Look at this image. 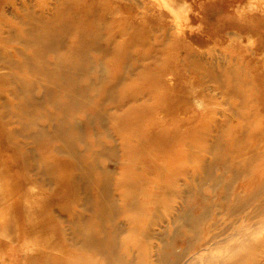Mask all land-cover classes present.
<instances>
[{"label":"rangeland","instance_id":"obj_1","mask_svg":"<svg viewBox=\"0 0 264 264\" xmlns=\"http://www.w3.org/2000/svg\"><path fill=\"white\" fill-rule=\"evenodd\" d=\"M40 1L43 2L42 7L39 6ZM58 1L63 2L64 0H0L1 31L6 26L13 29L23 26L25 14H31L34 18L38 11L48 15L59 4ZM75 1L78 4L76 8L92 18L90 23L83 24L84 29H89L97 22L101 34H106L108 25L124 28L123 31L118 32L110 39V43L124 45L133 58L129 60L130 66L124 70V68L110 63L114 55L110 48L111 45H109L107 53L101 58L103 60L101 64L94 60L99 56L96 50L87 49L84 55L89 59L88 64H86L92 68L91 74L94 82L104 83L109 76L121 74L120 80L116 84V90L118 89L119 92L127 77L134 78L142 71V62L153 61L158 66H162L159 72L162 75L164 86L160 90L165 91L171 88L177 94L185 95L186 107L178 110L177 116H188V124L193 125L197 123L196 116L210 110L209 129L219 126L222 131L230 127L236 119L238 112L236 109H241L239 106L232 107L230 99L223 96L220 91V82L225 71L232 70L236 78H241V74L245 75V72H248L254 77L252 79L254 80V88L252 87L251 91L258 88L260 90L258 98H264V0ZM67 4L61 7L62 19L69 18L71 10ZM26 23L35 24L36 20ZM72 39L74 36L69 33L65 39V50ZM57 48L56 54L53 56L46 54V58L58 62L60 68H64L67 66L66 61L63 59L56 60L57 57L64 58L63 46L60 45ZM141 55L146 60L138 62L136 58L141 57ZM238 66H241L240 73L235 70ZM54 68L52 64L48 72L54 74ZM4 71L6 70L0 68V74H3ZM30 78L39 79L36 81L35 95L41 93L45 94L47 98L61 97L60 101L57 100L52 104L54 106L37 105L34 111L40 115L45 112H50L53 115L62 114L61 116L68 120L69 117L65 115L64 110L65 98L69 92L68 77L65 74L55 77L51 83V90L42 85V75H31ZM83 81V78H79L73 91H76ZM11 85L16 86L13 82ZM95 90L98 91V95H101L100 89L96 88ZM251 91L249 93H252ZM95 96L97 97V95ZM138 97H142V95ZM143 97L148 99L149 93H144ZM257 100L254 97V99L250 98L245 102H249L248 107L252 109L253 113L264 115V110L260 106L262 102L259 100L257 102ZM94 101L95 99H91L87 105L92 107ZM9 102V96L0 91V105L4 104L3 106L6 105V107L9 106L10 109L15 110ZM119 103L120 100L113 91L107 102L103 106L101 105V110L91 108L92 110L89 109L85 117L80 111L76 112L70 120L72 128H67V132L65 131L64 141H58L65 151L59 148L51 152L50 155L37 144V138L15 134L16 145L11 146L9 150L6 149L0 155V241L6 244L11 240L14 241L24 253L34 255L39 251L40 246L21 245L20 239H17L20 236H17L14 228L7 225L9 223L7 212H11L16 216H21L22 219L42 220L48 218L49 221H54L64 231L62 238L67 240L68 244L73 245L76 249L80 248L78 250L91 254L93 257H100L93 251L92 247L83 248V242L90 245L91 242H97L96 239L86 238L85 235L79 233L70 239L68 238L70 235L68 236L67 233L73 228V220L78 217L88 219L91 216L93 207L97 205V199L102 194L101 190L96 187L101 183V176L107 175V180L111 184L110 197L114 199L117 205L122 204V197L116 190V180L120 176L125 177L129 173L131 174V172L121 171L116 163L121 158L124 149L121 144L128 138L127 133L118 131L111 121V116L116 113L114 106ZM164 114V111L156 110L153 117L161 120L164 118ZM47 120L46 114L38 118L36 122L43 124ZM55 122L56 120H52V123ZM221 123L223 127L220 125ZM88 124H91L92 127L88 128ZM13 126L18 127V124ZM57 133L59 131L55 129L54 134ZM211 133L213 135L215 131L212 130ZM223 135L224 133L222 134V141H224ZM80 136L81 139H76ZM213 137H209L205 143L210 144ZM25 139L26 144L24 145ZM71 139L75 140L84 157L89 155L86 157V162L90 165L89 187L75 189V195L65 191L63 185H66L65 178L72 171L68 163L64 161H71L72 159L71 155L66 153L72 147L67 144ZM18 141L23 144L19 149ZM255 142L251 140V142L248 141L249 144L241 143L252 146L258 145ZM99 148L106 149V151L104 154L95 157L92 153ZM21 150H24L27 153L24 154L29 156L24 162L13 159L18 153H23ZM73 150L75 152L74 148ZM214 151L215 147H212L211 151L201 150L199 153L189 156L188 161L186 158L187 163L192 160L194 169L189 170L187 176L175 177L167 183L171 194L161 201L164 203L157 204L158 207L155 211L142 205L139 206L137 210L142 214L138 218V225L140 228L148 229L147 236L130 234L126 215L120 213L114 220V225L118 230L117 237L108 236L109 238L106 237L105 239L115 240L118 243L127 239L129 240L127 245L129 248L128 258L135 262L138 261L140 264H158L159 255H165L164 258L169 257L170 259L166 249L170 245V239L175 235V241H177L170 245L172 257L174 255L175 259L170 264H205L204 259L207 258L208 260L209 256L214 254L212 250L224 243L204 244L202 248L199 243H202L203 240L201 235H205L203 232L206 230L203 227L205 223L213 224L212 228H214L218 227L222 218L226 220L228 224L223 233L224 238L222 236L223 239L227 238L225 243H232L234 238L241 239L240 237H245L247 233L251 232L252 237L264 236V225L262 224L264 213L263 216L261 214L264 211V204H262L264 183L258 186L255 196L252 197L249 205H246L245 211L246 213L253 212L254 215L259 214L255 217L258 220L257 226L251 231L248 226H244L240 233H237L239 232L236 231L237 228L229 224L234 225V219L241 217V215L229 213L231 210L233 211L234 207L247 203L250 197L247 196V190L240 191L238 189L242 173L230 168V162H226L227 167L223 170L219 169L216 164L211 165L210 168L207 167L208 165L203 167V165L217 159ZM197 155L205 161L201 165ZM105 165H108V168ZM144 168V166H138L134 169L135 176H137L135 178L139 179L142 176V183L146 184L142 189L147 191L151 189L150 192L157 190L156 187L163 183L162 168L155 170V176L151 171H145ZM207 169H209L210 174H207ZM213 177L218 178V180L222 179V182L217 183ZM150 181L153 182L152 185L149 184ZM227 181H230L229 185L226 183ZM192 191L202 192L199 203L197 201L192 202L188 199V195L184 197L186 193ZM221 194H227V198L219 200L218 197ZM147 198L156 199L152 195ZM129 202L128 200L127 203ZM196 206H199L200 210L206 208L209 216H206L207 222L202 221L192 225L189 231L187 221L191 220L194 212H196L193 210ZM227 209L230 211L227 212ZM259 222H261L260 225ZM104 225L110 226L111 221H105ZM21 231L22 229L19 230L18 235ZM231 232L232 234H229ZM62 238H60L61 241ZM136 249L146 252V262L144 261L145 256L138 258L139 254ZM6 251L5 248L4 252ZM255 255L251 254L252 258L255 259V264H264V248L257 256ZM216 260H220L219 254L212 257L210 261L216 262Z\"/></svg>","mask_w":264,"mask_h":264},{"label":"bare ground","instance_id":"obj_2","mask_svg":"<svg viewBox=\"0 0 264 264\" xmlns=\"http://www.w3.org/2000/svg\"><path fill=\"white\" fill-rule=\"evenodd\" d=\"M58 2L59 4L53 9V12H49L48 15H44L39 11L36 13L35 18L31 14H25L23 26L16 29L6 26L3 31L0 29V68L6 70L3 74H0V91L5 92L9 96V103L15 108V110H12L9 106L0 105V155L6 149L9 150L11 146L16 145L15 134L37 138V144L50 155L52 154L51 152L59 148L64 150L58 141H64L65 131L67 132V128H72L71 117L78 111L85 117L91 108L101 110V105L103 106L110 98L112 92L115 91L120 103L114 106L116 113L111 116V121L115 124L118 131L126 132L128 137L121 144L124 149L121 158L116 163L121 171L131 172V174L129 173L125 177L120 176L116 180V190L122 197V204L120 205H117L114 199L110 197L111 184L107 180V175L101 176V183L96 187L101 190L102 194L98 197L97 205L93 207L91 216L88 219L78 217L73 220V228L67 233L68 236L70 235L68 237L70 239L74 238L78 233L85 235L86 238L96 239L97 242H91L90 245L83 242V248L92 247L93 251L100 257H93L91 254L78 250L80 248L76 249L73 245L68 244L67 240L62 238L64 231L54 221H49L48 218L42 220L35 218L22 219L21 216L7 212V220H9L7 225L14 228L17 236H20L17 239H20L21 245L40 247L38 253L32 255L24 253L21 247L12 240L8 244L0 241V254H2L0 264H140V262H135L127 256L129 240L126 239L124 242L118 243L115 240L105 239L108 236L115 238L118 235L117 227L114 225L116 216L120 213H125V218L130 226L128 228L130 234L147 236L149 233L148 229L140 228L138 225V218L142 214L137 210L139 206L142 205L155 211L158 207L157 204L164 203L161 201L171 194L167 183L175 177L187 176L188 171L194 169L192 160L187 163L186 158L188 161L189 156L197 154L201 150L211 151L212 147H215L214 152L217 155V159L214 162L203 165V167L208 165L207 167L210 168L211 165L216 164L219 169L223 170L227 167L226 162H230V168L242 173L238 189L240 191L247 190V196L250 197L247 203L234 207L233 211L227 209V212L230 211L229 214L241 215V217L234 219V225H229L235 226L237 228L236 231H239L237 233H240L244 226H248L250 231L252 228L255 229L258 223L255 217L259 214L254 215L253 212H245L247 209L246 205H249L252 197L255 196L258 186L264 183V115L253 113L252 109L248 107L249 102H245L255 97L262 102L260 106L264 110V98H261L262 100L258 98L260 90L257 88L253 89L255 91H251V88H254V80H252L254 77L249 75L248 72H245V75L241 74V78H236L232 70L224 72L220 82V91L223 96L230 99L232 107H241V109H236L238 111L237 117L225 131L220 130L219 126L209 129L210 110L200 113L196 116L197 123L189 125L188 116H177V111L186 107L187 100L184 97L185 95L177 94L171 88L165 91L160 90L164 86L162 75L159 72L162 66H158L153 61L142 62V60H146L142 56L143 53L141 57L136 58L138 62H142V71L134 78L127 77L124 86L119 92L117 91L118 89L116 90V84L120 80L121 74L109 76L104 83L94 82L91 74L92 68L87 65L89 59L84 55L87 49L96 50L99 56H95L97 58H94V60L101 64L103 61L101 58L107 53V49L111 45L112 47L110 48L114 55L110 63L114 66H120L124 70L130 66L129 60L133 58H131L127 48L122 44L110 43V39L118 32L123 31L124 28H115L108 25L106 34H101L97 22V24L86 30L83 28V24L92 21L90 15L79 11L76 8L78 4L75 0ZM42 3L40 1V7H42ZM65 4L71 11L69 18L62 19L61 7ZM34 20H36L35 24L26 23ZM69 33L73 34L74 39L69 41L65 50V39ZM60 45L63 46L64 58L57 57L56 60L63 59L66 61L67 66L65 65L66 67L64 68H60L58 62L46 58V54H50V56L56 54L58 52L57 47ZM52 64L55 67L54 74L48 72ZM240 67L238 66L235 69L236 72L240 73ZM37 74L42 75V85L45 88L47 87L48 90L52 89L51 83L55 77L63 74L68 77L69 92L65 98L66 102L64 105L65 115L69 117L68 120H65L61 116L62 114L56 113L53 115L50 112H45L43 115L47 114L48 120L43 124L36 122L38 118L43 117V115L34 111L37 105L50 107L61 99L60 96L47 98L45 94L41 93L35 95V85L39 79H32L30 76ZM79 78H83L84 81L79 84L76 91H73ZM12 82L16 86H12ZM96 88L100 89L101 95H98ZM249 91L252 93H249ZM146 92L149 93L148 99L143 97ZM139 95H142V97H138ZM91 99H95L92 107L87 105ZM156 110L164 111L165 116L163 119L158 120L153 117V113ZM103 112L105 111L103 110ZM52 120H56V122L52 123ZM14 124H18V127H14ZM220 125L223 127L222 123ZM87 126L88 128L92 127L91 124ZM55 129H58L59 133L54 134ZM212 130L215 131L213 135L211 133ZM223 133L224 141L221 140ZM208 136H214L210 140V144L205 143V141L209 140ZM76 139H81V136ZM251 140L256 141L255 143H258V145H248V141L251 142ZM24 142L23 144L25 145L26 139ZM17 143L19 149L23 144L20 141ZM67 144L72 146L70 151H66L68 155H71L69 156L72 159L71 161H64L68 163L72 171L65 178L66 185H63L65 191L75 195V189L89 187L90 165L86 162V157H89V155L84 157L74 139H71ZM21 151L23 153H18V155L14 156V160L23 162L27 160L28 155L24 154L26 153L24 150ZM105 151L106 149L99 148L92 154L97 157L104 154ZM197 158L201 161L200 165L205 162L198 155ZM138 166H144V170L151 171L153 176L156 175L155 170L161 167L162 185L157 186V190L152 192H150L151 189L150 191L142 189L146 185L142 183V176L139 179L135 178L137 176H135L134 169ZM105 167L108 168V165H105ZM208 170L207 174H210ZM213 178L217 183L222 182V179ZM152 183L150 181L149 184L152 185ZM226 183L229 185L230 181ZM149 195L155 196L156 199H148ZM187 195L192 202L197 201L199 203L202 192L192 191L186 193L184 197H187ZM223 198H227V194H221L218 197L219 200ZM128 200L130 201L129 203H127ZM262 204H264V200ZM199 208V206H196L193 209L196 212H194L191 220L187 221L189 231L192 225L199 224L202 221L207 222L208 211L206 208L201 210ZM263 213L264 211L261 212L262 216ZM234 220H231V222H234ZM105 221H111V225L105 226ZM227 224L226 220L222 218L218 227H214L217 231L212 228L213 224H204L203 227L206 230H203V232L205 235H201L203 240L202 243H199L202 248L204 244L224 242V245H219L212 250L214 254L209 256L208 260L205 258L204 263L255 264V259L254 257L252 258L251 254H256L255 256H257L262 251L264 248V236L252 237L251 232L247 233L245 237H240L241 239L234 238L232 243H225L227 238L223 239V233ZM262 224L264 225V222ZM21 229L22 231L18 235ZM229 234H232V232ZM60 238H62V241ZM175 239L176 236H172L169 244L176 242L177 240L175 241ZM170 245L166 249L170 259L169 257L164 258V254H162L164 256L159 255L158 264H170L175 259L174 255L172 257ZM5 248L7 249L6 252H4ZM137 251L139 254L138 258L145 256L144 261L146 262V252L141 249ZM216 254H219L220 260H216V262L210 261Z\"/></svg>","mask_w":264,"mask_h":264}]
</instances>
